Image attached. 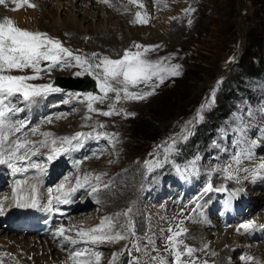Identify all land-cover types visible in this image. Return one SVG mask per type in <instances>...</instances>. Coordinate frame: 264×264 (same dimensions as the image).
I'll list each match as a JSON object with an SVG mask.
<instances>
[{
	"label": "rangeland",
	"instance_id": "obj_1",
	"mask_svg": "<svg viewBox=\"0 0 264 264\" xmlns=\"http://www.w3.org/2000/svg\"><path fill=\"white\" fill-rule=\"evenodd\" d=\"M31 1L29 0V3H32ZM52 1L55 7H53V13L50 16L59 19V23L72 21L76 17L81 19L84 15V7H81V4L80 9L77 10L70 6L67 7V2L70 3L71 0ZM59 1L61 2L60 8L57 7ZM146 1L153 4L152 12L150 11L149 16H147L146 24L136 23L135 19L137 13H140L141 18H144L148 14V10H144L139 6V0H128L130 6L134 5V9L130 12V14L134 13L133 21L127 22L124 20L126 10L116 12L118 15H114L112 21H105L102 26L96 19L94 23L92 20L82 21V29L85 34L78 37L81 41L74 38L68 31H61L58 33L60 35L55 37L52 31L46 27L49 20L43 19L39 13L40 11L46 12L44 8L33 15L29 24H22L13 16V13L18 10H14L7 2L0 5V16L2 14L6 16L4 21L6 18H10L14 25L21 29L39 31L47 33L50 37L58 38L64 47L71 50L73 54L76 53V55L81 56V63H84L85 57L88 58V62L91 64L99 63L103 57L120 59L125 50H131L133 52L140 51L141 59L153 63L159 62L157 71L162 75H167L164 70L170 69L172 65H181V75L166 78L165 83L156 89L154 95L139 101L122 99L120 103L123 107H115L112 104L116 100L115 93L112 92L104 97L102 92L95 94L90 91L84 92L59 87L66 92L60 90L56 92L57 94H42L48 100L44 97H37L35 101H40L35 104L33 109L30 107L24 112L20 111L22 116H15L18 117L16 122L24 126L23 134H19L16 138H19V140L24 138L26 144L33 141L39 143L47 138H51V140L53 138H71L80 130L84 134L77 141H73L74 144H78L77 147L71 150L72 153L76 154L74 159L63 157V154H60L54 161H44V164H47L46 166L43 165L45 170L51 165L49 169L52 179L47 182L48 184L46 183L47 185H59V188H61L62 180L68 176L71 166H74V171L70 172V174L74 172L73 176L69 175L67 180L70 185L77 186V180L79 179L80 185L74 188L79 187L81 189L76 190L79 191L76 197L78 195L80 197L75 201L76 203L79 200L83 202L89 197L88 192L90 189L92 194V187L101 188L102 192L111 186H115L110 181H107V184L105 182L101 183V180H99L101 176L116 177L120 173H125L127 168H131V173L136 172L138 175L136 181L135 179L132 180L133 186H135V183H141L140 188L146 189V192H143L145 200L140 206L142 219L145 220V223H148V220H146V211L148 210L157 212L156 215L163 214L161 216L163 223L160 221V225L155 227L156 230L160 227L159 230L157 233L150 234L158 236L153 246H149L146 239V244L143 245L142 236L137 227L135 228V235L132 234L130 225H128L130 220L128 221V219H126L127 227L124 232V235L128 236L127 249L121 248L120 251V247L114 248L111 243L106 242L95 245L78 243L72 247L64 246L63 252L65 254L77 250L82 251L83 257L81 256L79 260L88 259L91 264L97 263L95 261L97 253L100 255L98 264H122L125 250L128 249L132 252L131 260L133 256L134 261H137L138 264H159L158 262L161 260L165 261L166 264H173L174 253L167 250L173 245H169L165 237L168 235L174 236L177 231H181L185 234L176 238V243L182 240L184 245L194 246L191 244L193 243L191 240V227L203 222L201 217L207 210L205 206H207V201L212 192L205 193V188L209 183L213 187L217 186L219 180L227 184L228 190L232 194L227 197L224 193L219 198L220 200L214 203L212 211H209L208 214L216 222L215 225H212L213 230L221 233L219 235H222V239L226 235L231 237L232 233L236 234L235 231L239 232L242 229L240 223L245 220L241 214L243 210L246 209L247 214L248 209H251V215L253 214L255 219L257 216L259 218L264 217V199L260 200L259 203V199L264 198V169L260 168V165L264 163V140L262 141L264 136V82L260 80V77H257L262 70L260 64H257L260 61L259 56H256L257 61L252 58L256 73L253 71L247 72V69L243 66L247 59L244 53L251 37L254 34H262L264 38V0ZM113 2L114 0H103V3H106V6L109 7V11L113 8ZM157 3L163 6L161 10L157 9ZM24 6L20 8H24ZM27 9L33 10L28 6ZM187 9H195V11L186 12ZM101 10L102 17H105L106 13L109 14L107 8H101ZM24 14H27V11ZM106 17L108 18V16ZM189 20L192 21L191 24L188 23ZM91 24H94V28H91ZM111 25L122 31L121 35L116 37L119 46L106 48L103 45L95 47L89 44L91 40L89 33L92 30L100 31L106 27L108 31V27ZM171 31L174 32L170 34L173 37L169 35ZM137 44L143 46L158 45L159 47L145 52L143 48L137 49L135 47ZM93 53L97 54L95 58L92 57ZM69 62L72 66L63 70L57 67L50 73L42 71L38 74L39 79L29 81V83L37 85L51 84L54 87L53 81L57 74L89 73L86 67L77 66L74 60ZM10 74L32 75L33 73L30 69H26L12 71ZM91 75L96 77L93 74ZM229 88L235 90L237 98L235 100L233 97H229L227 108L232 113L237 111L239 118L236 119L232 114L222 115L212 124L210 117L219 103L225 104L224 98L226 99V97L224 95H227ZM149 90L150 88L145 87L143 83L129 86V91L133 92ZM87 93L104 97L103 102L101 103L99 99L89 101L86 97ZM35 101L33 103H36ZM89 103H91L92 109L98 111L90 110ZM110 105L115 109L113 115L105 117L98 114V112L109 111ZM21 107L23 108V104ZM47 108H49L48 111ZM129 112L135 113V116H127L126 114ZM31 113L33 114L30 117ZM208 127H213V129L208 130ZM33 129L36 130L35 133H33ZM45 132L52 133V136L44 137L41 135ZM198 136H201V138L198 142H195L194 138ZM184 137H187V139H184ZM173 139L177 141V145L165 157V149L171 146ZM51 140H47L49 142L48 149L51 148ZM257 140H260L259 145L263 146L255 152L258 156L254 157L253 152L247 149L251 143H255L254 141ZM187 145L188 150L185 151ZM158 146L161 147L158 148ZM8 147L10 146H7L6 149ZM52 147L59 148L60 145H52ZM37 148L38 151H34L35 154L37 153L36 155L39 157L47 155V152L45 153L48 150L46 147ZM32 159L28 158V162L33 163ZM17 165V168H21L22 162ZM147 165L150 170L155 172L150 178H147ZM7 168L9 169V167ZM12 169L11 167L10 170ZM31 169L36 170V168ZM35 172H38V170ZM8 173L7 176H9ZM234 175H238L239 179L228 178ZM4 188L3 185L0 186V202L3 198V202L5 201L10 185L6 189ZM239 189L242 190L243 195L246 192L249 198L252 197L253 202H257L255 209L252 210L250 203V205L247 203L241 208L237 205L234 206L229 201L232 197L236 198L238 196H236L237 192L235 190ZM218 196L219 193L215 190L213 197ZM239 198L243 200L242 196ZM239 198L236 202L240 201ZM101 200L102 202H100ZM101 200L98 202L96 200L92 201L87 208L83 209V212L78 211L72 215L70 214L71 216L66 224L70 225L68 229L72 228L70 230L71 235L80 239L77 236L78 230L97 227L102 221H106V218H109V220L105 222V231H109V223L115 225L112 230L118 231V226L122 230L124 225L117 219L114 220V218L115 213L118 212L122 217L123 208L120 207L118 211L112 213L106 212V209H101L102 203H106V199L102 198ZM85 203L83 204L86 205ZM225 203H227V206L230 204V208L234 213L228 214V207L225 206ZM76 215L86 216V221L82 223L72 222L71 217ZM153 215L156 216L155 213ZM15 216H18V214L14 213L12 218H16ZM11 219L9 222H11ZM4 223L6 224L5 220L0 221V230L3 232L1 237L6 239L10 237L15 243H28L33 236H36L33 234L25 236L23 233H18L21 230L17 231L14 227L5 226ZM133 223L135 224L134 220ZM244 223L248 222L244 221ZM263 227L264 225L258 227L254 224L253 228H260L259 230L262 231L264 230ZM170 228L171 232L168 231ZM147 229L148 233L152 230L150 226ZM146 235L147 232H145ZM236 235H239L245 241L246 246H248V243H252L253 238L249 233L243 231V233H237ZM52 239L55 242L59 241L58 236L52 237ZM130 239L134 241V245L139 246V252L136 251L135 247L131 248ZM246 240L249 242L247 243ZM254 243L253 247L257 243L261 246L260 249H264V234L262 238L255 239ZM228 245L226 244V246ZM259 248L255 254L250 250L242 249L240 253L236 254L235 259L239 258V261L241 257H253V260L243 259L239 264H262V261L260 262L261 257H258ZM85 249H87L86 252ZM178 250L183 251V245H180ZM119 252L123 254L113 255ZM194 255L199 258H193L195 264H202L207 256H209L207 260L209 264H217L211 259L213 256L210 250L203 253L197 251ZM183 259L187 260L188 258L184 257ZM61 260L64 261L65 258L61 257Z\"/></svg>",
	"mask_w": 264,
	"mask_h": 264
},
{
	"label": "bare ground",
	"instance_id": "obj_2",
	"mask_svg": "<svg viewBox=\"0 0 264 264\" xmlns=\"http://www.w3.org/2000/svg\"><path fill=\"white\" fill-rule=\"evenodd\" d=\"M42 1H43V4H42ZM107 1H110V0H107ZM133 1H136V0H133ZM141 1L139 0V2H140L139 6L142 7L144 10H148L147 11L148 14L146 16H149L150 11L153 9L152 8L153 4H151V2L146 1V0H141ZM6 2L12 8L15 9V4L13 3V0H6ZM31 2H32L31 4L36 5V7H31L33 10H28L27 6H24V8H19L18 11H15L13 13L14 18L21 21L22 24H29L33 15L38 13V10L44 8L46 10V12L40 11L39 13L43 19L49 20L48 25L46 27L48 30L52 31V33H53V35H55V37L60 35L58 33H60L61 31H68L69 33L72 34V36H74V38H76L77 40H80L78 37L82 34H85V32H83V29H82V24H81L82 21H86V20L91 21L92 20L94 23V21L96 19L99 21L100 26H102L105 24L104 23L105 21H112L114 15H118V14H116V12H121L123 10H126V15L124 16L125 21L130 22V21L134 20V13L130 14V12L134 9V5L130 6L128 0H114V2H113L114 5H113V8L111 11L108 10L109 7L106 6L107 5L106 3H103V0H71L70 3L68 1L67 7L70 6L74 9L76 8L77 10L80 9V4H81V7H84V9H83L84 15L82 16L81 19H80V17L79 18L76 17V19L75 18L73 19L74 21L73 20L72 21L69 20L66 22L62 21L61 23L58 22L59 19L51 17L52 16L51 13H53L52 9H53V7H55V6H53L54 3L52 0H32ZM102 4H104V5H102ZM41 5H43V6H41ZM57 5H58L57 7L60 8L61 2L59 1L57 3ZM162 7L163 6L161 4L157 5L158 10H161ZM101 8H105V9L107 8L109 14L107 15V13H106V16H108V18L106 16L105 17L101 16V13H102ZM25 11H27V14H24ZM2 15L0 16V23L4 22V18L6 17L5 15H3V16ZM77 21H79V22H77ZM24 22H26V23H24ZM93 25L94 24H91V28H94ZM108 25H110V24H108ZM25 30H29V31L34 32L33 30H30V29H25ZM105 30H106V27L101 29L100 31L92 30V32L89 33V35L91 36V40L89 41V44H91L95 47L103 45L106 48H108V47L109 48H115L116 45L119 46V42L116 40L117 39L116 37L118 35H121L122 31L118 28H114L112 25L110 27H108V31L106 30L108 33ZM172 33H174V32L171 31L169 33V35ZM170 36L173 37V35H170ZM81 43H83V42H81ZM39 101L40 100H38L37 102L35 101L36 103H33V102L32 103H23L22 112H24V110H26V109H30V107H32L31 109H33L35 107V104L39 103ZM21 105L22 104L18 103L16 106L21 107ZM37 111H39V110H37ZM20 115L21 114L19 112L18 114H15L13 117H15V116L19 117ZM18 117L13 118L12 120H13V123L15 125L20 126L19 123L16 122V118H18ZM3 135L6 136L7 139L3 141V147H0V153H3L2 155H0V158L7 159V152L5 151V149L7 146H11L9 141L19 139V138H16L19 135V133L5 131ZM46 140H51V138L50 139L47 138ZM19 142L26 144L24 138L19 140ZM35 142L37 143L38 141H35ZM259 143L260 142H255V143L250 144L249 151L253 152V154L255 155L254 157L258 156L255 153L257 151V149L262 148V146H263V145H259ZM39 148H41V147H39ZM46 148L48 149V147H46ZM51 148H52V145H51ZM51 148L48 149L47 151H45V153L47 152L46 153L47 155L41 156V157L36 155L37 153L36 154L34 153V151L35 152H36V150L38 151V148L29 149L28 158H34L36 160L35 163L37 165L41 166L44 164V161H45L44 158L52 154ZM24 152H25V149H21L19 154H24ZM75 155L76 154L72 153L71 151H69L67 153H63V157H69L71 159H74ZM36 156H37V158H36ZM38 159H39V161L40 160H43V161L39 162ZM52 161H54V160H52ZM20 162L21 161H18V160L12 161V164H13L12 170H10V167H9V169L7 168L8 167L7 164H0V175L7 176V173L9 172L8 174L10 176H12V181H13V186L10 190H8L7 196L5 197L7 199H5V201L3 202V200H4V198H3L2 202H0V206H2V210H0V214L6 216V215L10 214L11 212L17 210L19 212V214H25L31 220L34 218L41 219V220L46 219L47 221H46L45 228H48V226L50 224V220L53 218L55 213H57V215H61V214H69L70 215V214H74L78 211L83 212L84 211L83 209L87 208L88 205H90V203L92 201H95V200L100 201L102 198L103 199L105 198L106 203H104V204L102 203L101 209H106V212L112 213L113 211H115V212L118 211L120 207L123 208L122 217L119 215V212H118L117 214L115 213V218H114V220L117 219V221H119L120 223H122V225H124V227H122V230H121L120 226L117 227V230L119 232H121V234H124V232H125V228L127 227L126 219H128V221L130 220V224L128 222V225H130L131 230L133 227H134V229L136 227L139 229V232L141 233V236H142L141 240L143 242V245L146 244L145 239H146V241L147 240L149 241L151 239L155 242V239L158 237L156 235L153 236L150 234H153V232L157 233V231L159 230L160 227L157 228V230L155 229V227L156 226L158 227V225H160L159 224L160 221H161V223H163L162 218H161V216H163V214L161 215L159 213L158 215H156L157 212H154L152 210H148V211H146V213H147L146 220H148V223H145V220L142 219L143 215H142V210H140V206H142L143 200H145L143 198V194H144L143 192H146V189L140 188L141 183H135V186H133L134 183L132 180L135 179V181H136V178H138V175L136 172L131 173V170H130L131 168L130 169L127 168V171L125 173H123V174L120 173L116 177L112 176V177L108 178L106 176H104V177L101 176L99 178V180H101V183L105 182V184H107L106 182L110 181V182H112V185H115V186L109 187L106 191H102V192L100 191L98 194H91L90 193L91 189H90V191L88 192L89 197L86 199V201L82 202L79 200V202L76 203L75 198H76L77 193L79 194V191L67 192L69 195L67 197L65 196V198L62 200L51 198L50 196H48L46 189H45V184L48 181H50V179H52L51 176L49 179L48 176L46 175V171H48V168L46 170L44 169L43 171L38 170V172H35L36 170H32L31 168H26V170L19 171V172L15 173L14 171L18 167L17 164ZM73 173L74 172L71 173V177L73 176ZM17 181H25V183L17 184L16 183ZM219 181L221 182V180H219ZM220 182L217 185V186H219L218 189L223 190L224 189L223 184H222V182L221 183ZM33 184H35V186H36L35 192H31L30 187H29L30 185H33ZM102 185H104V184H102ZM75 189L81 190L79 187L75 188ZM14 190L16 191V197L15 198H13V191ZM235 191L237 192V195L239 197H241V196L243 197L242 201L244 202V204H246V205H247V203H248V205L251 204L252 210L255 209L257 202H253L252 197L249 198V196H247L246 192L243 195V193L241 192L242 190L240 191V189H239V191H237V190H235ZM42 193H43V195H42ZM30 196H34L36 198V201H37L36 207L31 206V201L29 199ZM86 197H87V195H86ZM65 199H67L68 202H64ZM263 199L264 198L259 199V203H260V200H263ZM24 201L28 202V206H26V207L17 206L18 202H24ZM84 202H86L85 203L86 205L83 204ZM100 202H102V200ZM51 205H53V208H51ZM233 205H234V203H233ZM237 207H240V206H237ZM233 208H235V207H233ZM128 209H131V212L128 214V218H127V216H124L123 213H125L126 210H128ZM108 210H110V211H108ZM248 210L249 211L247 212V214H246L245 210L242 211V214L244 213L245 217L251 215V209H248ZM209 211H212V208H210V207L207 208L206 212L201 217V219L203 221L202 223L196 224V225L191 227V235H192L191 240L193 241V243H191V244L196 246V247L193 246V248L196 249L198 247V249L199 248L203 249L205 244H207V245L209 244L210 248L207 251L210 250V253L219 252L218 254L216 253L217 255L211 257V259L214 260V262H216L217 264H239L241 260L243 261L242 257L239 261H238L239 258L236 260L235 257H236V254H238L242 251V249L243 250L244 249L250 250L251 252H253V254H255L256 251L258 250V248L261 247L257 243L254 247L253 246L247 247L246 246L247 244L245 245V241L239 235H236L237 233L236 234L232 233L231 237L226 235L228 237L225 236L224 239H222L221 238L222 235H219L221 233H219L217 230H213V228H212V225H215L216 222L214 221V219L212 220L210 218V215L208 214ZM232 212H233L232 208H230V204H228V214L231 215ZM154 213L156 216L153 215ZM257 218H259V217L257 216ZM259 219L263 223L262 222L257 223L256 225L258 227L264 225V217H262V218L260 217ZM71 220H73L72 222H74V223H82V222L86 221V216H81V215L77 216L76 215L75 217H71ZM133 220L135 221V224L133 223ZM244 221L248 222V223L253 222V218L249 219L247 217ZM209 225H211V226H209ZM148 226H150V228L152 229L149 233H148V229H147ZM216 228H218V227H216ZM182 229H183V227H182ZM259 229L252 228V229L248 230L247 233H249L253 239L262 238L263 234H264V230L261 231ZM263 229H264V227H263ZM70 230H72V228L68 229V232L66 234L62 235V239H63L62 241L64 243L63 242L60 243V240L55 242L52 238L48 239L45 236L40 237V236L36 235V236H33V238L29 240V242L27 241L28 243H23L24 241L21 242L23 244L13 242L10 237H8L7 239L5 237H1V235H3V232L0 230V264H4V262L6 260H10L11 256L15 260L13 262V264H77V263H74L75 261L73 262V260L70 259V253L65 254L63 252L64 246L65 247L66 246L67 247L73 246V245L64 241V236H69L72 238L74 237L73 235H71ZM112 231H114V230H112ZM183 231H184V229H183ZM243 231H245V230H243ZM145 232H147L146 236H145ZM4 235H6V234H4ZM139 236H140V234H139ZM144 236H145V238H144ZM243 236H244V234H243ZM247 237H249V236H247ZM74 238L79 240V238H76V237H74ZM248 242L249 241H247V243ZM106 243H108V242H106ZM111 244L113 245L114 248L120 247V251H121V248L125 249V245L127 244V240H121L119 242H114ZM134 244H135L134 241L132 239H130L131 248H134ZM226 244L227 245L229 244V245L226 246ZM248 245H249V243H248ZM149 246H153V244H151ZM260 250H262V252H260ZM260 250L258 253V257L259 256L261 257L260 262L262 261V264H264V249H260ZM203 252H205V251H202V253ZM61 257L62 258L64 257L65 260L62 261ZM193 258L196 259V255L193 254ZM208 258H209V256H207L206 260H208ZM86 259H87V257H86ZM95 259H96V257H95ZM78 260H79V258H78Z\"/></svg>",
	"mask_w": 264,
	"mask_h": 264
},
{
	"label": "snow or ice",
	"instance_id": "obj_3",
	"mask_svg": "<svg viewBox=\"0 0 264 264\" xmlns=\"http://www.w3.org/2000/svg\"><path fill=\"white\" fill-rule=\"evenodd\" d=\"M6 0H0V4H4ZM15 4V9L18 10L20 7L27 5L28 7H36V5L29 3V0H13ZM186 12H194L195 9H187ZM136 23L141 25L147 23V16L141 18L140 13L136 14ZM189 24L192 23L191 20L188 21ZM137 49L143 48L145 52L150 50H155L159 46H143L135 45ZM96 53L92 54V57L95 58ZM81 56L74 55L71 50L64 47L62 42L58 38L50 37L47 33L42 32H32L29 30L21 29L14 25L10 18H6L3 23H0V147H3V141L7 139L4 136V132H15L23 134V125L17 126L13 123L12 117L23 110L22 107H17L18 103H32L35 101V98L40 97L42 94L47 93H56L60 89L53 87L51 84L37 85L29 83V81H34L40 78L39 73L47 72L50 73L54 68L66 69L67 67L72 66L70 60H74L77 66L82 68L86 67L87 71L90 74L96 76L98 81V86L100 92L104 93V97L107 96L109 92L115 93L116 101L128 100V101H139L147 99L148 97L155 94L157 88L165 83L166 78L168 77H178L181 75L180 68L181 65L175 64L172 65L170 69H165L167 75L160 74L157 71V64L159 62L153 63L145 59H141L140 51L133 52L131 50H125L122 58L120 59H111L108 57H103L100 59L99 63L91 64L88 62V58H84V63H81ZM167 59V57H165ZM43 65V67H42ZM30 69L32 75H12V71H23ZM9 73V74H6ZM82 72H76V76L82 75ZM155 78V81L153 82ZM140 83H143L145 87L150 88L149 91H138L133 92L129 91V86H136ZM86 97L89 101L98 100L102 103L104 97H98L92 93H87ZM79 99V97H77ZM109 111L98 112L99 115L109 117L114 114L115 109L112 105L109 106ZM89 109L92 111H98L91 108V103H89ZM127 116H135V113L129 112ZM35 133V129L32 130ZM44 137L52 136V133L45 132L42 133ZM83 133L77 132L71 138H53L51 140V145L55 146L60 145L59 148L52 147V154L45 157V161L55 160L56 157L60 154L67 153L73 148L77 147L78 144H74L73 141H77ZM187 139V137H184ZM10 147L5 149L7 152V159L0 158V164H7L8 167H13L12 161H21L22 167L17 168L16 171L26 170L24 165H27L31 168H37L39 165L28 162V152L29 149H36L37 147H48L49 142L47 140L41 141L39 143L30 142L28 144L20 143L19 139L9 141ZM177 145V141L173 139L171 146L168 149H165V157L167 153L173 150ZM161 146H158V148ZM21 149H25L24 154H19ZM3 153H0L2 155ZM163 166V164H161ZM261 169H264V163L260 165ZM43 171V169H41ZM245 171H247L245 169ZM229 179H239L238 175L230 176ZM17 184H23L25 181H17ZM77 185H80L79 179L77 180ZM31 192L36 191L35 184L30 185ZM63 186H61L62 188ZM213 186L211 183L205 188V193L211 192ZM75 192L76 189L71 190ZM101 191L98 187H92V194H98ZM219 191V189H217ZM239 191V190H237ZM69 194L66 193L67 197ZM16 197V191H13V198ZM7 199V198H6ZM31 201V206L36 207L37 201L34 196L29 197ZM64 202H68L65 199ZM98 202V201H97ZM19 207L28 206V202H18ZM2 210V206H0ZM131 212V209H128L124 216H128ZM109 218H106V221ZM102 221L100 225L91 229H80L77 231V236L80 239H75L69 236H64V241L75 246L78 243H90V244H101V243H114L121 240H127L128 236L121 234L119 231H112L115 228L114 224L109 223V231H105V222ZM254 222L244 223L240 225V228L244 229L245 232L252 229ZM124 227V226H122ZM68 231L64 227L57 229L55 235L62 236ZM171 232V228L168 229ZM239 231V229H238ZM132 234L135 235V229L132 228ZM185 233L177 231L175 235H168L165 237L169 245H173L167 250L174 253L173 264H195L193 254L197 251L207 252L209 245L205 244L203 249H195L191 246L184 245L183 241L180 240L176 243V238L180 237ZM153 240H149L148 244H153ZM180 245H183L184 251L178 250ZM136 251H140L138 245H134ZM125 248H128V245H125ZM87 251V249H85ZM123 253H114V256L121 255ZM212 256L217 255L215 252L211 253ZM82 256V251H72L70 252V259L78 260ZM187 257L188 259H183ZM100 255L96 254L97 264L99 262ZM154 259H156L154 257ZM196 259H199L198 257ZM242 259L253 260V257H242ZM79 264H91V261L88 260H79ZM126 264H138L137 261H132L130 256L126 260ZM159 264H166L165 261L161 260ZM202 264H208V261L205 260Z\"/></svg>",
	"mask_w": 264,
	"mask_h": 264
},
{
	"label": "trees",
	"instance_id": "obj_4",
	"mask_svg": "<svg viewBox=\"0 0 264 264\" xmlns=\"http://www.w3.org/2000/svg\"><path fill=\"white\" fill-rule=\"evenodd\" d=\"M244 56L246 59V62L243 63V66L245 67V69H247V72L249 71H253L254 73H256V69H254L253 64H252V58H254L255 61L256 60V56H259V63L260 66L262 67V70L260 73H258V75L263 76V62H264V38L262 36V34H254V36L251 37L250 43L246 49V52L244 53ZM243 56V57H244ZM241 59V58H240ZM254 69V70H253ZM251 73V72H250ZM253 74V73H252ZM229 92H227V95H224V97H226V99L224 98V102L225 104L219 103L218 106L215 108V111H213L212 115H211V123L213 124V122L220 116H228L230 110H228L227 105H228V101H229V97H233L236 98V92L233 88H229ZM232 106V105H229ZM211 128L213 129V127H208V130H211ZM206 129V128H205ZM188 150V146L186 147V151Z\"/></svg>",
	"mask_w": 264,
	"mask_h": 264
},
{
	"label": "water",
	"instance_id": "obj_5",
	"mask_svg": "<svg viewBox=\"0 0 264 264\" xmlns=\"http://www.w3.org/2000/svg\"><path fill=\"white\" fill-rule=\"evenodd\" d=\"M59 83L65 87H71V88H83L82 86H80V81L78 79H74V78H68V81H66L65 83H62L59 81ZM129 257V254L126 253L124 255L123 258V264H126V260Z\"/></svg>",
	"mask_w": 264,
	"mask_h": 264
}]
</instances>
